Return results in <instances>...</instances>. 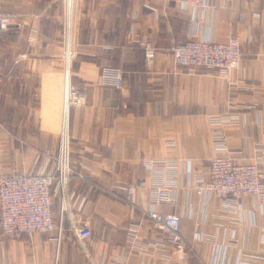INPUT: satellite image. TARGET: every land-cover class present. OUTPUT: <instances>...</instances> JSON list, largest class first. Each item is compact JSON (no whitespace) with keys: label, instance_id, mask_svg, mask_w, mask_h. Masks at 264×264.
I'll use <instances>...</instances> for the list:
<instances>
[{"label":"crops","instance_id":"0c3cea01","mask_svg":"<svg viewBox=\"0 0 264 264\" xmlns=\"http://www.w3.org/2000/svg\"><path fill=\"white\" fill-rule=\"evenodd\" d=\"M2 11L18 14L20 26L0 33V178L53 164L67 74L85 98L67 114L71 177L65 201L53 197L61 236L0 234V264H264V205L245 196L227 208L195 190L209 180L216 136L242 162L264 143V0H3ZM230 37L242 59L227 76L174 61L177 44ZM136 40L157 49L151 66ZM108 67L121 70V89L103 84ZM141 180L173 186L176 207L156 210L181 216L183 250L148 217L146 190L127 201L125 188ZM132 225L148 257L130 250ZM81 228L92 232L85 250Z\"/></svg>","mask_w":264,"mask_h":264},{"label":"built area","instance_id":"2783aa9c","mask_svg":"<svg viewBox=\"0 0 264 264\" xmlns=\"http://www.w3.org/2000/svg\"><path fill=\"white\" fill-rule=\"evenodd\" d=\"M195 7L205 6L210 0H192ZM3 0H0V33L20 26L18 14L2 11ZM144 50L146 65L151 66L156 58L157 49L147 40H136ZM33 41H30V45ZM177 65L195 71L198 68L216 70L229 75L240 68L242 45L237 37H230L226 43L214 40H192L175 45L172 48ZM0 50V88L4 83ZM102 82L116 89L123 87V74L120 69L108 67L102 72ZM84 95L69 86L68 74L65 88V105L81 106ZM218 123L228 125L233 118H217ZM218 154L211 160L208 181L199 182L196 187L198 196L206 194L224 201L227 208H238L240 200L251 196L264 205V143L258 146L259 156L252 162L234 159L228 152L225 140L216 136ZM49 161H51V154ZM50 168L38 174H16L0 178V234L8 238L32 236L36 233H55L58 238L61 230L57 227L53 213V197L60 194L65 201L67 186L71 177V156L68 134H61L59 149L52 159ZM139 190H146L150 210L148 217L154 225L165 232L169 242L179 251L184 249L181 237V216L175 212L165 214L158 212V207H176L175 190L172 185L149 184L141 180L138 184H129L127 201L135 204ZM140 227L132 225L127 234L130 250L148 257V251L139 242ZM80 247L85 250L92 238L88 228H81L76 233ZM196 241L204 240L201 232L194 235ZM164 258L170 260L167 249ZM121 264H131L128 258Z\"/></svg>","mask_w":264,"mask_h":264},{"label":"bare ground","instance_id":"6f19581e","mask_svg":"<svg viewBox=\"0 0 264 264\" xmlns=\"http://www.w3.org/2000/svg\"><path fill=\"white\" fill-rule=\"evenodd\" d=\"M69 65L67 66L68 69H69ZM67 114H68V110H67V107L65 105L64 106V120H63V124H62V132L64 133V135H67V130H68Z\"/></svg>","mask_w":264,"mask_h":264}]
</instances>
